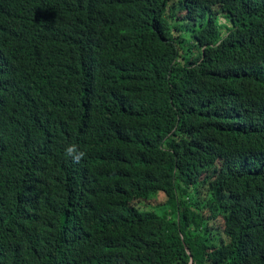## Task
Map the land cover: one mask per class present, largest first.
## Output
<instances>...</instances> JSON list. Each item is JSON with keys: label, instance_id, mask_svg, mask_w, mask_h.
<instances>
[{"label": "trees", "instance_id": "trees-1", "mask_svg": "<svg viewBox=\"0 0 264 264\" xmlns=\"http://www.w3.org/2000/svg\"><path fill=\"white\" fill-rule=\"evenodd\" d=\"M0 264H264V0H0Z\"/></svg>", "mask_w": 264, "mask_h": 264}, {"label": "clouds", "instance_id": "clouds-1", "mask_svg": "<svg viewBox=\"0 0 264 264\" xmlns=\"http://www.w3.org/2000/svg\"><path fill=\"white\" fill-rule=\"evenodd\" d=\"M64 152L67 157L71 158L72 161L77 163L86 156L85 151L81 150L75 143L66 145Z\"/></svg>", "mask_w": 264, "mask_h": 264}, {"label": "rangeland", "instance_id": "rangeland-1", "mask_svg": "<svg viewBox=\"0 0 264 264\" xmlns=\"http://www.w3.org/2000/svg\"><path fill=\"white\" fill-rule=\"evenodd\" d=\"M221 21H222V23L225 22V20H224L223 18H221ZM158 194H161V195L164 197L163 193L160 192V193H158ZM164 201H165V198H162V197H160V196H158L156 199H151V200H150V199H149V200L144 199V200H143V202H144L145 204L150 203V204H147L149 208H151V206H154V205H152V203H154V204H159V203L164 202ZM155 211H157V212H161V208H156Z\"/></svg>", "mask_w": 264, "mask_h": 264}, {"label": "water", "instance_id": "water-1", "mask_svg": "<svg viewBox=\"0 0 264 264\" xmlns=\"http://www.w3.org/2000/svg\"><path fill=\"white\" fill-rule=\"evenodd\" d=\"M190 259H191V257H190Z\"/></svg>", "mask_w": 264, "mask_h": 264}]
</instances>
